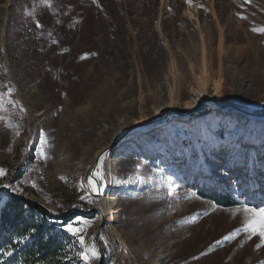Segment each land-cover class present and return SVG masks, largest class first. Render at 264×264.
I'll use <instances>...</instances> for the list:
<instances>
[{"label":"rangeland","instance_id":"374dc122","mask_svg":"<svg viewBox=\"0 0 264 264\" xmlns=\"http://www.w3.org/2000/svg\"><path fill=\"white\" fill-rule=\"evenodd\" d=\"M262 28L264 0H0V92L19 101L0 110L2 196L94 209L81 183L101 152L103 264H261L258 237H223L264 207V121L244 118L264 119ZM81 216L95 244L99 217ZM69 222L48 220L84 264Z\"/></svg>","mask_w":264,"mask_h":264},{"label":"trees","instance_id":"16d2710c","mask_svg":"<svg viewBox=\"0 0 264 264\" xmlns=\"http://www.w3.org/2000/svg\"><path fill=\"white\" fill-rule=\"evenodd\" d=\"M10 22L13 23L11 17ZM214 198L219 205H228L224 196ZM77 216L81 215L52 218L36 204L3 197L0 190V250L4 264H66L65 241L69 238L49 225L48 220L68 222ZM26 237L30 240H25Z\"/></svg>","mask_w":264,"mask_h":264},{"label":"snow or ice","instance_id":"6c2138e0","mask_svg":"<svg viewBox=\"0 0 264 264\" xmlns=\"http://www.w3.org/2000/svg\"><path fill=\"white\" fill-rule=\"evenodd\" d=\"M95 2V0H93ZM250 2V0H246ZM186 3H191V0H186ZM50 6V5H49ZM243 18V17H242ZM36 27L41 28L43 25L37 21ZM253 31L264 32L262 29H253ZM55 43V41H53ZM83 58V57H82ZM14 89L9 88L7 92H0V110L5 106V103L11 104L12 106H17L19 101L9 99L11 97ZM20 111L23 112L24 109L20 108ZM47 140L45 139L44 133L41 131L39 133V146L37 147V153L41 159L46 158L45 146ZM6 175L3 169H0V177ZM8 184H4L3 188L7 189ZM35 187V185H33ZM81 187L85 189L86 192L94 193L96 195H103L104 188L106 187V176L104 172V156L100 155L97 158V162L92 167L89 175L86 178V183L82 182ZM80 199L83 201L86 199V196H81ZM242 212L244 214L243 226L237 228L235 231L223 237L225 241L232 239L241 231L248 233V239L251 240L253 237H258L260 243L256 245L257 248H260L261 245H264V207L255 208L248 207L247 205L242 207ZM87 224V220L83 217L77 216L69 223L63 225L66 232L71 234L81 246V251L78 253L79 258L84 261V264H91L92 261L99 260L100 252L97 250L95 244H90L86 241L85 236L83 235L84 229L80 227L81 224ZM103 239V237H101ZM219 244L220 241H217ZM264 264V262H261Z\"/></svg>","mask_w":264,"mask_h":264},{"label":"water","instance_id":"95a60500","mask_svg":"<svg viewBox=\"0 0 264 264\" xmlns=\"http://www.w3.org/2000/svg\"><path fill=\"white\" fill-rule=\"evenodd\" d=\"M174 115L178 116V117H181L182 115H180L179 113L177 112H173ZM260 117H263V116H260ZM156 122H159V120L153 122V123H150V124H156ZM131 130L127 131L130 132ZM119 141V140H118ZM97 158L98 156L96 157V160L93 164V166L95 165V163L97 162ZM92 166V167H93ZM92 170V168H91ZM90 170V171H91ZM90 173V172H89ZM88 173V175H89ZM3 191L10 197V198H13V199H20V200H24L30 204H36L39 208H41L43 211H45L49 216H51L52 218H57V217H61L63 215H68V214H77V215H90V214H96L98 215L99 217V226H98V229H97V233L95 235V238H94V242L95 244L97 245L98 249H99V252H100V261L98 264H103L104 262V258H103V252L101 250V245H100V242H99V236H100V233L102 231V228L104 227L105 225V217L103 216L102 214V210L99 206H97L96 208L94 209H91V210H79V209H71V210H66L64 213H61V214H52L50 211H48L44 206L40 205L39 203H36L34 201H31L25 197H22V196H17V195H14L13 193H10L8 189H5L3 188ZM99 205V204H98Z\"/></svg>","mask_w":264,"mask_h":264},{"label":"bare ground","instance_id":"6f19581e","mask_svg":"<svg viewBox=\"0 0 264 264\" xmlns=\"http://www.w3.org/2000/svg\"><path fill=\"white\" fill-rule=\"evenodd\" d=\"M217 111H219V109ZM222 112L227 113L225 110ZM244 118L248 121L247 124L250 125V130L253 127L254 122H256V120L264 121L263 118L258 119L256 116L253 115V113L252 114H250V113L246 114V116ZM138 127H136V128H138ZM250 134L253 135V130L250 131ZM253 154H254V152H250L249 163H248L249 167H251L250 163H251L252 159L254 158ZM100 155H102L101 152L97 153V155L95 156L93 161L95 162L96 157L97 156L99 157ZM38 172L40 173V170H38ZM240 186L241 187H249V186H251V184L247 183V181H242ZM108 190H110V189L106 185V187L104 188V191H103V195H96V194L92 193L93 195H95L96 197H98L100 199L99 207L101 208L102 214L106 218L107 223L110 222V220L112 219L111 214H112V210L115 207V198L107 193ZM113 232H115V230H113Z\"/></svg>","mask_w":264,"mask_h":264}]
</instances>
